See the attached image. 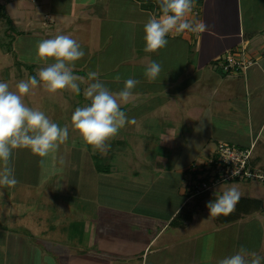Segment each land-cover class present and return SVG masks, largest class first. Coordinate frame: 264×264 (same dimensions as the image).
<instances>
[{
    "label": "crops",
    "instance_id": "obj_1",
    "mask_svg": "<svg viewBox=\"0 0 264 264\" xmlns=\"http://www.w3.org/2000/svg\"><path fill=\"white\" fill-rule=\"evenodd\" d=\"M249 3L216 0L215 13L200 11L197 22L207 25L204 33L169 34L166 47L145 53L143 26L160 12L155 7L141 8L140 0H0V10L5 8L10 17L16 14V21L19 15L32 13L36 38L68 35L84 48L85 57L75 63L73 71H80L86 87L94 82L88 80V74L95 71L87 62L90 55L101 54L105 39L122 40L124 48L119 56L129 59V72L113 86L105 85L117 92L128 78L139 81L128 102L132 108L125 112L128 123L122 129L127 135L144 137L146 142L161 136L155 154L160 160L155 163L146 160L144 150L137 145L127 149L138 152L130 166L135 161L140 165L139 170L130 169L129 179L113 178L109 168L97 173L104 199L102 217L97 221L79 219L75 226L63 225L59 223L61 215L65 218L70 207L65 205L64 209L53 206V210L37 212L39 222L41 211L52 218L57 215L46 230H36L37 226L33 231L42 240L25 238L31 237L29 230L18 235L16 229L1 225L0 264H92V260L97 264H217L241 246L264 256L263 200L257 198L258 210L225 223L194 208L185 209L190 198L202 195L190 193L187 184L201 176V171L195 177L190 171L214 151L209 146L225 141L245 149L252 143L250 134L256 133V137L264 124V17L263 10ZM39 24L43 27H37ZM79 36L83 40H78ZM228 53L239 60L249 59L250 64L224 71L221 64ZM152 61L160 63L162 71L149 83L144 72ZM228 119L231 125L225 123ZM243 119L244 128L239 124ZM201 123L202 130L194 131ZM55 154L47 156L51 171L41 172L40 164L37 179L39 187L50 195L65 192L67 184L58 177L57 163L52 159ZM140 171L145 172L143 177ZM185 176L188 181L184 182ZM1 188L9 194L11 187ZM206 194L215 198L220 193ZM47 230L57 238L47 235ZM57 230H63L62 234Z\"/></svg>",
    "mask_w": 264,
    "mask_h": 264
},
{
    "label": "rangeland",
    "instance_id": "obj_2",
    "mask_svg": "<svg viewBox=\"0 0 264 264\" xmlns=\"http://www.w3.org/2000/svg\"><path fill=\"white\" fill-rule=\"evenodd\" d=\"M246 1H249L252 4V7H255L258 11L263 10L264 17V0ZM194 4L199 9L198 16L193 18L196 22L201 13H208V9L210 12H216V0H203L200 3ZM29 8L30 7H28V9ZM3 12H5L7 16L0 14V82L7 83L9 89L15 91V85L19 81L28 80L29 77L36 76L40 68L47 66L44 62H34L36 46L40 41L44 40V38H36L35 33L33 34V32H36L33 31V27L36 25L34 24L33 15L30 11L22 16L19 15V17H17L19 18V21L15 20L16 14L10 17L5 8H3ZM215 16L218 17V13H216ZM188 19H191V15H189ZM27 20L29 22H27ZM101 25L107 31L109 30V27L106 24L102 23ZM37 27H43V25L39 24ZM28 31H30V33ZM43 31L44 30H41V32ZM78 40L81 41L83 38H80L79 36ZM105 41L106 44L102 49L101 54L95 56L90 55L87 62L90 67L94 66V72L97 71L99 73V80H103L105 85L113 86L117 81L114 79L116 76H119L120 79L124 76L127 77L129 71L126 67L129 65V59L127 60L124 56H119L122 54L120 52L121 48H124L121 44L122 40L112 39L110 42V40L105 39ZM136 41H139V38H137ZM82 50L84 51V48H82ZM112 52L119 54L112 55ZM83 58L78 61H82ZM78 61L75 63H78ZM52 62L53 61L49 59L47 63ZM76 67L77 66L74 68ZM29 69H31L33 73L32 76L28 74ZM73 74L81 77L79 75V70H76L75 72L73 71ZM77 83L80 85L81 89L79 94L72 92L70 89L59 90L55 94H48L44 91L43 86L41 85L32 89L29 94L23 97L26 106L43 111L50 120L61 127L67 125L69 129L67 141L60 145L59 149L55 152L56 154L52 157L57 163V166L55 167L56 169L58 167V177L62 176L67 182V184H65V192L61 193L51 190L54 194L50 195L43 189V187H39L41 185L37 183V179L39 180L40 173L51 171V168L46 164V161H48L47 156L39 157L38 155L33 154L29 149L24 148L14 150L9 160L8 166L13 169L17 183L9 188V194L0 187V226L2 225L6 226V228L9 227L10 229H16L18 235H22V233L27 234L29 230L31 231V237L30 234V238L24 236L27 239H44L39 237L36 231H33L37 226L38 228L36 230L39 228L46 230L49 222L52 224V222L56 221L57 215L52 218L44 211H41V220L39 222L36 216L39 210H53V206L63 208L65 205H69L70 207L66 208V217L64 218L63 213V215H61L62 221H58L63 225L71 224L75 226L79 223V219L90 220V222H92L97 221L102 217V208L100 206H104L102 204L104 203V199L100 195L102 184L101 182H97L98 175H100L97 173L103 172L98 171L94 165V157L96 155L100 157L97 161L100 165L108 164L106 167H102L104 169L109 168V173L113 178L119 176L124 180L129 179L132 175L130 169L136 167L137 170H139L138 166H140L136 161L132 162L133 165L130 166L129 162L133 158V154L137 155L138 152L127 150L128 148L137 145L142 148L141 151L144 150L142 153L146 160L155 163L157 159H159L155 154H157L159 146L158 140L161 138L160 135L154 136L151 141H149L150 139H147L146 142L144 137L139 135H127L123 129L119 131L114 139L109 141L110 148L107 151V154H101L99 151L94 152L91 146H88L87 151L82 150L83 141L79 134L73 130L71 124V115L74 110L77 107L87 105L81 97L86 85L79 80ZM130 107L132 108L131 103L123 104L121 110L129 112ZM126 115H128V113H126ZM231 121L232 120L228 119L225 123L231 125ZM239 124L244 128L246 125L245 119L240 121ZM140 126H142V124H140ZM245 133L246 132H244V134ZM255 134L256 133L250 134V140L252 143L250 146H248L247 143V146L245 147L246 150L248 149L247 164L251 166V171L261 170L264 172V124L256 137ZM147 138H149V136H147ZM245 138L246 137L244 136L243 139ZM209 147L210 149L212 147L215 148L216 143L214 145L211 144ZM65 159L66 164L63 165L62 163ZM40 164L42 165L41 172ZM0 170H2L1 164ZM140 172V177H143L145 172ZM185 177L186 179L184 178V182L188 181L187 176ZM48 184L49 183H47V185ZM233 185L240 190L243 197L259 198L264 201V180L256 177H240L228 181H222L215 184L210 191L218 194ZM206 193L207 192H202V195L200 194L201 196L190 198L191 201L187 202L185 209L188 210L194 208L197 213H208V210H206V203L215 198L210 197ZM198 217L201 218L202 214H198ZM58 232H61L62 234L63 230H57V233ZM46 233L47 235L52 234L48 230ZM50 236L57 238L56 235ZM72 261L77 260L74 259ZM92 261V264L96 263L94 260ZM123 261L127 262L128 260L124 259Z\"/></svg>",
    "mask_w": 264,
    "mask_h": 264
},
{
    "label": "clouds",
    "instance_id": "obj_3",
    "mask_svg": "<svg viewBox=\"0 0 264 264\" xmlns=\"http://www.w3.org/2000/svg\"><path fill=\"white\" fill-rule=\"evenodd\" d=\"M160 9L159 16L150 17L143 26L145 53H156L168 44L169 34L180 35L184 32L204 33L207 25L203 21L189 20L194 0H156ZM85 55L81 45L68 35L59 34L51 39H44L36 46L34 62L46 63L47 66L38 70L37 75L21 80L15 85V91L9 85L0 82V187H11L17 183L12 168L8 166L14 150L29 149L39 157L55 153L64 144L69 135L68 126L61 127L50 120L46 114L35 108L26 106L23 97L38 87L48 94L59 90L70 89L79 94L81 77L73 74L75 62ZM51 59L52 63H47ZM162 71V66L152 61L145 69L144 75L148 82H155ZM97 72H90L83 95L89 103L77 107L71 115V124L83 141L82 150H92L107 154L109 141L128 123V117L121 110L122 104L129 102L132 90L139 83L134 78L124 81V87L112 92L99 80ZM38 77V78H37ZM115 80L120 77L116 76ZM199 119V118H198ZM203 123L194 131H201ZM232 175H238L235 170ZM215 195V193H214ZM242 193L235 186L224 189L215 199L206 203L208 216L217 218L228 216L235 211ZM217 264H264V256L249 251L241 246L234 254L220 259Z\"/></svg>",
    "mask_w": 264,
    "mask_h": 264
},
{
    "label": "built area",
    "instance_id": "obj_4",
    "mask_svg": "<svg viewBox=\"0 0 264 264\" xmlns=\"http://www.w3.org/2000/svg\"><path fill=\"white\" fill-rule=\"evenodd\" d=\"M199 9L194 4L193 10L190 13L191 19L197 17ZM224 63L221 67L224 71L228 68L233 70L242 69L245 65L250 64V60L243 61L235 58L230 53L223 56ZM248 149H241L234 144L226 142H218L216 147L209 156L204 159L195 169L202 172L198 179L188 181L187 188L192 194L209 192L211 188L222 181H228L233 178H249L256 177L264 180V172L251 171L247 164ZM195 166V165H194ZM238 172V175L233 176L232 171Z\"/></svg>",
    "mask_w": 264,
    "mask_h": 264
},
{
    "label": "trees",
    "instance_id": "obj_5",
    "mask_svg": "<svg viewBox=\"0 0 264 264\" xmlns=\"http://www.w3.org/2000/svg\"><path fill=\"white\" fill-rule=\"evenodd\" d=\"M141 1V5L140 7L143 8V9H153V7L157 8L158 12H160V9H159V6L158 4L156 3V0H140ZM202 0H194V3H200ZM0 14L1 15H5L6 14L3 12V11H0ZM8 21V20H7ZM9 50V48H8ZM32 69V68H31ZM31 69H29V75L32 76V71ZM33 77V76H32ZM99 156H95L94 159H95V167L98 171H106L108 168L104 169L102 166H107V165H100L97 161L99 160ZM191 170V169H190ZM191 172V175L193 177H195L196 175L199 174V170H192L190 171ZM188 194V193H187ZM260 208V200L257 199V198H249V197H241L239 203L236 205V208H235V211L232 212L230 215L228 216H219L217 217L216 219L217 220H220V222H229V221H233V220H236L238 217H240V215L242 214H245V213H249V212H252V211H256ZM171 222H175L173 220H171Z\"/></svg>",
    "mask_w": 264,
    "mask_h": 264
}]
</instances>
